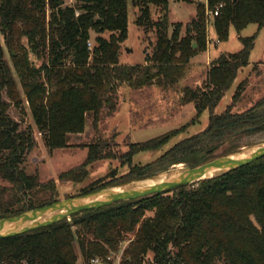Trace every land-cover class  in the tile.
<instances>
[{"label": "trees", "instance_id": "obj_1", "mask_svg": "<svg viewBox=\"0 0 264 264\" xmlns=\"http://www.w3.org/2000/svg\"><path fill=\"white\" fill-rule=\"evenodd\" d=\"M0 0V219L44 207L57 201L56 182L40 181L25 170L26 155L35 146L34 129L51 152L69 147L72 134H81L86 116L97 130L103 111L113 112L117 90L174 88L190 60L207 46V12L216 41H225L232 26L240 32L249 24L264 27V0H206L180 36L181 25L169 34L168 0H130L138 10L135 25L156 28V40L144 64H119L127 37L128 0ZM150 7L160 10L153 22ZM48 11V17H47ZM94 33L93 45L90 36ZM104 33H108L107 38ZM256 33L239 37L236 53L220 54L206 71L201 87L185 86L180 103H192L195 118L208 112L206 127L181 139L156 159L133 165L122 182L138 181L183 163L189 168L208 162L227 140L237 142L264 122L257 112L264 97L243 112L214 109L240 69L246 67ZM89 44V46H88ZM195 44L193 48L192 45ZM9 60L5 58V50ZM30 55L41 60L35 66ZM46 58V61L44 59ZM241 82L232 99L242 90ZM31 123L11 116L26 114ZM181 129L133 143L122 154L131 158L160 151ZM82 166L58 175V181L80 182L85 166L108 157V141L88 144ZM239 148L231 145L225 152ZM105 188L93 184L78 196ZM129 236V237H128ZM128 237L120 264H264V156L225 174L193 185L82 211L51 225L0 239V264H91V259L117 253ZM104 264H111L106 261Z\"/></svg>", "mask_w": 264, "mask_h": 264}, {"label": "rangeland", "instance_id": "obj_2", "mask_svg": "<svg viewBox=\"0 0 264 264\" xmlns=\"http://www.w3.org/2000/svg\"><path fill=\"white\" fill-rule=\"evenodd\" d=\"M205 2L206 0H168L169 34L174 25L180 24V36H182L186 24L195 15L196 4ZM74 3V0H63V6H70ZM46 14L48 17V11ZM138 14V10L133 8L130 0H128L127 37L121 45L119 64L142 65L145 56L150 55L152 51L156 40V28L137 27L135 19ZM160 16L161 12L158 8L150 7V17L153 22H156ZM206 16L208 24L206 50L192 58L191 63L193 65L189 63L186 66L181 79L174 88L169 90H161L157 87L132 89L125 85L120 86L117 90L115 110L111 113L103 111L97 130L92 126L91 118L86 116L83 133L70 135L69 147L64 149H55L48 152L41 135L33 127L35 146L26 155L25 170L30 174H37L40 181L54 180L56 182L55 194L57 201L76 197L81 191L88 189L93 184L97 186L105 185V188L85 195L111 188H128L145 183L146 181L139 180L122 182V176L128 172L131 166L144 165L153 161L173 144L202 131L207 125L208 112H204L201 117L195 118L189 116L188 111L182 109L180 103L182 88L185 86L191 88L201 87L210 63L220 54L238 52L242 47L239 37H249L255 33L256 39L249 55V64L237 73L232 85L215 107L214 113L220 114L227 107H230L232 112L239 113L259 102L264 97V27L257 31L255 24H249L240 32H236L230 26L227 40L219 42L216 41L215 31L212 25L209 24L212 17L207 14ZM94 36V33H91L90 47L93 45ZM103 36L107 38L108 33H104ZM0 44L5 48L1 34ZM4 50L5 58L9 60V54L6 49ZM29 57L35 66H39L42 62L32 55ZM44 59L46 61L45 57ZM206 62L209 63L206 64ZM241 82L243 83L242 90L235 99H232L237 86ZM257 112L264 116V106L259 107ZM19 113L17 109L10 110L12 117L17 120L22 118L25 123H31L27 108H25L26 114L19 115ZM181 128V133L172 138L160 151L139 153L131 158L130 164L125 161V157H121L128 150V146L133 139H136L135 142H144L171 130ZM97 138L108 141L110 146L106 148V151L108 150L110 155L85 166L86 174L80 182L58 181L59 174L75 170L83 165L87 156V148L83 145ZM233 144L238 145L239 148L232 153L225 154ZM262 144H264V131H257L244 136L235 143H231L229 139L212 154L209 161L231 155L249 154ZM185 167L187 166L181 163L180 168ZM180 168L173 165L168 170L172 174ZM165 176L167 174L164 172L155 175L153 180ZM128 237L120 243L117 253L109 255L111 256L109 261L111 264H120L123 250L128 243ZM151 258L152 254L148 253L142 264H151ZM77 264H82L80 257Z\"/></svg>", "mask_w": 264, "mask_h": 264}, {"label": "water", "instance_id": "obj_3", "mask_svg": "<svg viewBox=\"0 0 264 264\" xmlns=\"http://www.w3.org/2000/svg\"><path fill=\"white\" fill-rule=\"evenodd\" d=\"M192 47L194 48L195 44ZM263 127L264 122L256 127L249 128L248 131ZM263 156L264 144L249 154H237L218 158L193 168L185 167L177 169L172 174L167 170L165 171L167 176L155 180H153L155 176L139 180L146 182L138 186L128 188L116 187L89 195L56 201L50 205L28 210L16 216L0 219V239L17 236L63 219H69L72 215L82 211L99 209L120 201L165 193L180 186L193 185L245 166Z\"/></svg>", "mask_w": 264, "mask_h": 264}, {"label": "built area", "instance_id": "obj_4", "mask_svg": "<svg viewBox=\"0 0 264 264\" xmlns=\"http://www.w3.org/2000/svg\"><path fill=\"white\" fill-rule=\"evenodd\" d=\"M221 7H222V5L219 4L213 10L208 11L207 12V15H210L211 17L217 16L218 15V11H219V9ZM88 46H89V44H88ZM110 259H111V256H107L106 257V261H110ZM106 261L104 259H102V258H93V259H91L90 262H91V264H104Z\"/></svg>", "mask_w": 264, "mask_h": 264}, {"label": "crops", "instance_id": "obj_5", "mask_svg": "<svg viewBox=\"0 0 264 264\" xmlns=\"http://www.w3.org/2000/svg\"><path fill=\"white\" fill-rule=\"evenodd\" d=\"M192 60V59H191ZM191 60H190V64L191 65H193V63H191ZM209 62H206V64H208ZM240 71V70H239ZM238 71V72H239ZM197 84V83H196ZM182 107V109L183 110H186V111H188V113H189V116H194L195 115V108H194V106H193V104L192 103H189V104H186V105H182L181 106ZM134 140H136V139H133L132 140V142H131V144H133V143H139V142H135Z\"/></svg>", "mask_w": 264, "mask_h": 264}, {"label": "bare ground", "instance_id": "obj_6", "mask_svg": "<svg viewBox=\"0 0 264 264\" xmlns=\"http://www.w3.org/2000/svg\"><path fill=\"white\" fill-rule=\"evenodd\" d=\"M176 166H177V168H180L181 164H177ZM174 167H175V166H174Z\"/></svg>", "mask_w": 264, "mask_h": 264}]
</instances>
